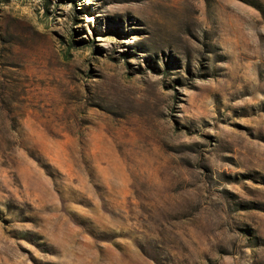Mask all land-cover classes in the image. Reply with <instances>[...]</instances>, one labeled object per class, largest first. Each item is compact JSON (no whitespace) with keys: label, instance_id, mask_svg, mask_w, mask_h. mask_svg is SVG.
<instances>
[{"label":"rangeland","instance_id":"374dc122","mask_svg":"<svg viewBox=\"0 0 264 264\" xmlns=\"http://www.w3.org/2000/svg\"><path fill=\"white\" fill-rule=\"evenodd\" d=\"M0 264H264V0H0Z\"/></svg>","mask_w":264,"mask_h":264}]
</instances>
